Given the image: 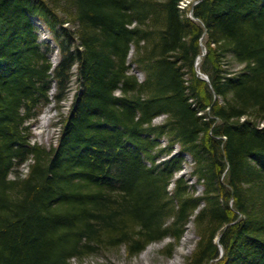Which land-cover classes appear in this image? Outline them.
I'll return each mask as SVG.
<instances>
[{"label": "trees", "instance_id": "trees-1", "mask_svg": "<svg viewBox=\"0 0 264 264\" xmlns=\"http://www.w3.org/2000/svg\"><path fill=\"white\" fill-rule=\"evenodd\" d=\"M180 2L0 0V264L170 256L191 223L185 264H264V0Z\"/></svg>", "mask_w": 264, "mask_h": 264}, {"label": "rangeland", "instance_id": "rangeland-1", "mask_svg": "<svg viewBox=\"0 0 264 264\" xmlns=\"http://www.w3.org/2000/svg\"><path fill=\"white\" fill-rule=\"evenodd\" d=\"M199 0H182L179 3L180 8L183 10V12H186L187 15L193 17V7L194 4H196ZM189 3V4H188ZM188 4V5H185ZM182 6L187 7L182 8ZM39 18V17H38ZM39 25V33L40 40L43 41H51L50 43L53 44L54 50L50 53V57L53 61V63H57L60 59V51L59 47L56 44V41L54 40L53 33H50L46 29V25L42 20L39 18L36 21ZM42 29V30H41ZM202 41V49L203 47L206 49L205 41L206 36H203ZM207 52V50H206ZM205 55L204 52H202L198 58H197V64H199L201 57ZM242 67V64H238L236 62H233L230 65H224V68L229 69L230 71H238L239 68ZM199 71V70H198ZM200 72V71H199ZM139 77H142L141 73H138ZM205 77H207L204 74ZM55 90V88H52ZM72 95V94H71ZM71 96L68 98L67 101H65L66 106L63 107V112L67 113L68 107L71 104ZM44 112L41 113V115L38 117L37 120H34L32 123V137L31 142H37L41 145H46L47 147L54 145L58 141V137L60 135L61 131V111L59 108L52 102L49 106H47L44 110ZM164 116H158L155 121L160 122L162 121ZM178 149V145L176 147ZM178 150H175V152ZM192 166V163H187L186 168L183 169L182 173H189V170ZM23 168V172H26L28 170V167L26 164L22 165L20 169ZM13 176V174H11ZM202 190V184L199 186V191ZM187 231L182 236V239L180 243L175 247V251L172 255L166 254V245L171 241L170 238H165L163 240H158L157 242H153L147 246L143 252L136 254V256H131L124 246L116 247L114 249L105 250L103 252H100L98 254H94L92 256L86 257L82 260L83 264H185V257L190 255L192 251L194 250L195 243L198 239L197 234L195 232V229L193 227V224H189ZM216 236V240H217ZM221 244H219L220 247ZM76 264H81V261L75 259L74 260Z\"/></svg>", "mask_w": 264, "mask_h": 264}, {"label": "water", "instance_id": "water-1", "mask_svg": "<svg viewBox=\"0 0 264 264\" xmlns=\"http://www.w3.org/2000/svg\"><path fill=\"white\" fill-rule=\"evenodd\" d=\"M206 50H207V49H205V48L203 47V52H204V54L206 53ZM217 240H219V237L217 238ZM220 248H221V254H223V252H224V248H222L221 245H220Z\"/></svg>", "mask_w": 264, "mask_h": 264}, {"label": "bare ground", "instance_id": "bare-ground-1", "mask_svg": "<svg viewBox=\"0 0 264 264\" xmlns=\"http://www.w3.org/2000/svg\"><path fill=\"white\" fill-rule=\"evenodd\" d=\"M181 1H182V0H181ZM188 4H189V3H188ZM188 4H185V5H188ZM182 8H185V9H186L187 7L182 6ZM218 237H219V236H218ZM218 237H217V238H218ZM219 240H220V237H219ZM219 240H217V241H219Z\"/></svg>", "mask_w": 264, "mask_h": 264}]
</instances>
